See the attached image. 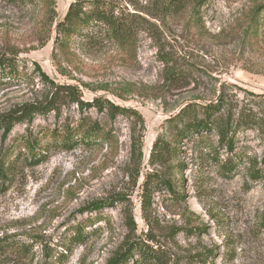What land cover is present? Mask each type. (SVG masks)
I'll list each match as a JSON object with an SVG mask.
<instances>
[{
  "label": "rangeland",
  "instance_id": "rangeland-1",
  "mask_svg": "<svg viewBox=\"0 0 264 264\" xmlns=\"http://www.w3.org/2000/svg\"><path fill=\"white\" fill-rule=\"evenodd\" d=\"M72 1L56 0L57 20ZM119 1L146 18L135 19L132 45L74 36L62 50L44 7L0 0V50L17 53L25 72L0 81V114L45 98L50 88L36 61L54 82L79 84L86 99L105 94L145 119L137 180L130 166L133 121L125 116L112 120L96 109L65 105L59 114L17 124L7 136L0 130V161L14 169L7 188L0 186V264H42L48 253L55 259L78 225L87 239L74 242L61 264H107L134 235L153 238L148 242L164 251L166 264H264V181L250 177L248 162L256 158L264 169V126L238 132L235 155L243 163L232 177L220 174L212 158L214 149L221 160L229 154L215 132L184 139L178 157L162 168L184 201L162 187L151 195L149 221L141 208L152 144L159 133L168 136L166 119L183 106L215 100L222 91L226 109L264 118V29L252 34L253 20L264 19V0ZM171 68L179 69L180 81L165 79ZM129 83L134 92L127 99L100 90ZM82 116L99 120L110 140L63 148L56 141L61 131ZM46 150L47 159L35 163L33 153ZM119 195H128L129 203L82 212Z\"/></svg>",
  "mask_w": 264,
  "mask_h": 264
},
{
  "label": "trees",
  "instance_id": "trees-1",
  "mask_svg": "<svg viewBox=\"0 0 264 264\" xmlns=\"http://www.w3.org/2000/svg\"><path fill=\"white\" fill-rule=\"evenodd\" d=\"M7 1L28 7H44L48 16L47 22L51 26L55 25L56 46L58 45L62 50L65 49L66 45L70 44L74 36H80L81 40L88 42H94L99 38L102 40L106 39L117 47H128L134 43L137 36L135 19H146L141 14L131 11L127 4H123L119 0H73L61 20H57L56 0ZM252 26L253 36H258L264 29V19H254ZM34 65L42 80L48 84L49 92L43 100L27 102L0 114V130L7 136L17 124L31 123L36 116H44L51 112L59 114L65 105H77V108L82 111L96 109L99 113H106L112 120H115L120 115L125 116L133 121L130 166L137 180L142 171V128L145 124L143 115L133 107L118 104L105 94L95 95L92 99H86L84 91L79 84L56 83L50 79L38 62L35 61ZM22 75H25V72L21 70L20 58L17 53L0 50V81L4 78L6 80L7 78H20ZM165 79L168 82L180 81L179 69H168ZM133 88L134 85L129 83L119 89H111L106 86L100 87V90L110 92L120 99H127L128 95L134 92ZM93 90L98 89L93 88ZM228 104L225 94L221 91L215 100L203 103L198 101L190 102L176 114L166 119L168 136L161 132L155 138L148 161L152 170L144 174V180L141 184V208L143 217L147 221L150 219L151 195L156 189L165 187L172 191L174 196H177V200L184 201L177 193L171 177L162 176V168L169 167L170 163L178 157L181 143L184 139L199 138L204 140L207 137L206 134L215 132L218 136V145L225 148L229 153L224 160L220 159V154L215 151L216 149L211 153L213 160L217 164L218 172L226 177H232L239 170L242 158L238 159L235 155V150L238 147V132L243 127L258 129L264 126V118L248 114L243 109L235 113L231 107L226 109ZM109 137H111L110 131L106 130L99 120L90 116H82L76 125H67L56 141L63 148L72 149L80 145L83 147L101 145L108 142L110 140ZM262 138L264 139V131H262ZM25 143L28 145L29 150L34 148V145L29 140ZM206 145L211 146L210 144ZM47 157L48 150L33 153L35 163L44 161ZM248 162L250 163V177L255 181H264V169L257 166V159L250 158ZM7 166L10 168H5V163L0 161V186L2 189H6L7 184H10L13 178L14 169L12 165ZM127 196L119 195L112 198L97 199L82 209V212H101L104 208L116 206L118 203L128 204L130 199ZM87 236L88 232H85L78 225L74 235L71 237L70 244L64 248V252L60 253L55 259H53V255L48 253L42 264H61L65 262L68 252L71 250L70 246L74 242L84 243ZM151 239L153 238L144 239L135 235L132 238L128 237L120 249L110 257L107 264H128L131 259L139 264H166L164 251L151 245L148 242Z\"/></svg>",
  "mask_w": 264,
  "mask_h": 264
}]
</instances>
